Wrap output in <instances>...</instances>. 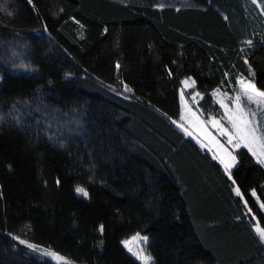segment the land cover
Listing matches in <instances>:
<instances>
[{
    "label": "trees",
    "instance_id": "obj_1",
    "mask_svg": "<svg viewBox=\"0 0 264 264\" xmlns=\"http://www.w3.org/2000/svg\"><path fill=\"white\" fill-rule=\"evenodd\" d=\"M259 8L0 0V264H58L13 237L68 264H140L121 243L136 233L151 264H264L253 231L264 212L251 196L264 202V167L238 150L233 179L252 220L218 162L169 119L184 78L202 113L217 109L211 93L247 75L244 56L264 89Z\"/></svg>",
    "mask_w": 264,
    "mask_h": 264
},
{
    "label": "snow or ice",
    "instance_id": "obj_2",
    "mask_svg": "<svg viewBox=\"0 0 264 264\" xmlns=\"http://www.w3.org/2000/svg\"><path fill=\"white\" fill-rule=\"evenodd\" d=\"M251 3L264 9V3H258V0H251ZM159 7L163 8L164 5L160 4ZM260 14L264 15V10ZM244 43L248 47H252L254 44L251 39L246 40ZM243 60L244 64L248 66V72L247 75L238 74L234 84L229 82L228 87L232 89V94L229 95L227 91L221 92L220 88L213 90L211 93L213 97H217L214 102L219 104L220 109L223 110L222 113L217 111L210 114L207 119H203L204 113L201 112L198 115L197 112L192 111L191 107L184 103L185 92L182 90L181 102L183 107L180 119L177 121L169 117L171 123L181 130L185 136L196 140L201 149H207L212 154V159L221 165L224 174L232 181L233 185L236 184V181L233 179L232 170L238 164L239 149H247L255 162L264 167V89L257 86L255 72L248 58L244 56ZM119 67L118 63L117 69ZM171 75L172 73L169 72V76ZM230 75L231 73L226 72L225 78L227 79ZM182 84L191 88L194 86L195 81L189 84L188 80H185L182 81ZM123 91L130 93L132 89L127 84H123ZM196 95L200 96L201 94L197 92ZM209 126L215 129L217 134L214 135L209 130ZM57 184H59V180H57ZM75 192L84 198L89 196V193L82 186H76ZM233 192L243 202V207L247 210L250 218L257 220L241 189L238 186L234 187ZM251 196L256 198L259 210L264 212V202L260 200L255 189L251 191ZM237 219H240V217H237ZM100 231L103 232V225H101ZM253 231L259 243L264 245V227L260 226L259 221L253 226ZM13 238L18 239V237ZM19 242L27 244L28 248L40 253L42 256L51 257L58 262L64 261V257L58 255L55 251L42 249L40 246L28 243L25 240ZM133 242H138L140 247L134 250L132 247ZM147 242V236L136 233L130 239L123 240L121 243L132 256L141 261V264H151L153 257L147 253ZM64 264H67V262L65 261Z\"/></svg>",
    "mask_w": 264,
    "mask_h": 264
},
{
    "label": "rangeland",
    "instance_id": "obj_3",
    "mask_svg": "<svg viewBox=\"0 0 264 264\" xmlns=\"http://www.w3.org/2000/svg\"><path fill=\"white\" fill-rule=\"evenodd\" d=\"M249 1H251V0H249ZM259 10L260 11H262L260 8H259ZM8 52H9V55H11V58H12V56L13 55H17V53H13V51L11 50H8ZM2 58V57H1ZM4 58V57H3ZM6 59V58H5ZM16 62H19L18 64H20V68H23L22 67V65H21V62L20 61H18L17 59H18V57H14L13 58ZM1 60V59H0ZM190 78V77H189ZM235 79H236V77H235ZM185 80H188V83L189 84H191L192 83V81H193V79L191 78L190 80L188 79V78H184V79H182V81H185ZM182 81H181V84H180V88H179V101H180V115H181V111H182V107H183V105H182V102H181V91L183 90L184 92H185V99H184V103H186L188 106H190L191 107V109H192V111H194V112H197V114L199 115L200 113H201V111L198 109V107H197V103H198V101L200 100V98H201V96H197L196 95V91L194 90V86L193 87H191V88H188L185 84H182ZM229 82H231L232 84H234L235 83V80H231V79H229L228 80V82L227 83H225L220 89H221V92H223V91H227L228 92V94L229 95H231L232 94V89L230 88V87H228V84H229ZM219 95V94H218ZM215 99H217V97H213V100L215 101ZM215 103V102H214ZM216 105H217V109H212V110H210V111H208L206 114H204V116L202 117L203 119H207V117L210 115V114H213V113H215V112H217V111H219V112H223V110L222 109H220V106H219V104H217V103H215ZM34 109V108H33ZM36 109H39V108H36ZM36 111V110H35ZM180 115H179V118H178V120L177 121H179V119H180ZM56 124V123H55ZM59 127H60V124H59ZM55 129H59L58 127H56ZM54 129V130H55ZM209 130L210 131H212L213 132V134L215 135V134H217L216 132H215V129H213L211 126H209ZM188 137V136H187ZM189 138H191V137H189ZM192 139V138H191ZM195 143H196V140H194V139H192ZM197 144V143H196ZM199 147H200V145L199 144H197ZM203 150H205L206 152H208L207 151V149H203ZM209 153V152H208ZM211 156H212V154L211 153H209ZM219 164V163H218ZM220 165V164H219ZM221 166V165H220ZM223 169V168H222ZM232 187L234 188V187H237L236 186V184L235 185H233L232 184ZM256 224V222H254L253 223V226ZM135 235V234H134ZM134 235H132V236H134ZM141 236H144V235H142V234H140ZM132 236H130V237H128L127 239H130ZM127 239H125V240H127ZM18 240L20 241V240H23V239H20V238H18ZM132 247L134 248V250L135 249H137L138 247H140V244L138 243V242H133V244H132ZM126 250V249H125ZM126 252L128 253V254H130L131 255V253H129L127 250H126ZM58 254V253H57ZM58 255H60V254H58ZM61 256V255H60ZM132 256V255H131ZM63 257V256H62ZM133 258H135V256H132ZM47 258H49V259H51V260H53L54 262H56V263H58V264H64V262L67 260L65 257H64V261H56V260H54L53 258H51V257H47ZM136 259V258H135ZM137 260V259H136ZM69 261V260H68ZM140 264H141V261H139V260H137ZM67 262V261H66ZM67 264H68V262H67Z\"/></svg>",
    "mask_w": 264,
    "mask_h": 264
}]
</instances>
